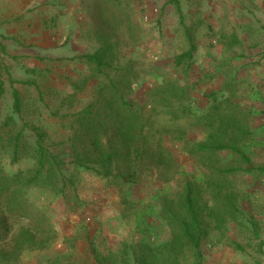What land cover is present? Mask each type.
Instances as JSON below:
<instances>
[{
  "label": "trees",
  "instance_id": "trees-1",
  "mask_svg": "<svg viewBox=\"0 0 264 264\" xmlns=\"http://www.w3.org/2000/svg\"><path fill=\"white\" fill-rule=\"evenodd\" d=\"M173 1L184 21L179 1ZM113 7L107 8L111 19L117 13ZM112 39H104V46L81 57L90 71L82 85L98 81L90 102L79 111L51 112L65 121L70 132L59 143H52L39 119L31 117L32 102L13 90L12 111L0 121V264H20L27 254L42 253L61 237L50 208L35 200L33 191L49 192L76 208L81 204L78 188L84 173L121 190L142 183L149 172L169 182L183 172L179 152L193 162L201 178L184 176L179 189L160 198V214L168 221L171 242L140 244L137 249L128 246L122 264H204L203 244L215 236L223 240L232 224L261 239L258 222L243 207L249 191L238 183L243 176L264 174V165L257 164L249 150L257 138L249 111L238 101V84L231 80L211 91L208 109L198 114L195 85L165 77L148 91L151 107L146 114L145 106L130 99L145 72L134 61L123 63L115 50L120 38ZM111 42L110 48L105 46ZM194 50L192 45L176 57L183 71ZM84 86L75 84V89L82 91ZM4 93L1 82L0 111ZM202 129V139L191 137ZM23 162L29 166L11 170ZM85 229L62 237L67 249L54 264H89L90 260L118 264L96 248L89 228ZM80 239L86 243L85 252L78 251ZM226 239L232 243V238Z\"/></svg>",
  "mask_w": 264,
  "mask_h": 264
},
{
  "label": "rangeland",
  "instance_id": "rangeland-1",
  "mask_svg": "<svg viewBox=\"0 0 264 264\" xmlns=\"http://www.w3.org/2000/svg\"><path fill=\"white\" fill-rule=\"evenodd\" d=\"M178 1L184 21L173 0H81V13L74 28L79 36L65 51H35L24 40L13 43L1 31L0 83L4 84L5 93L1 98L0 121L11 113L12 93L17 89L26 101L32 102L31 117L39 119L52 143L66 139L70 132L65 121L51 112L79 111L90 102L98 81L93 79L82 85L90 71L81 57L104 46V39L120 38L115 50L122 62L134 61L136 68L145 72L130 99L145 106L146 114L151 107L148 91L165 77L195 85L198 114L208 109L207 94L234 80L238 84V101L249 111L256 133L257 139L249 150L254 161L264 165V1L259 5L255 0ZM108 6L117 9L112 19ZM112 42L105 46L110 48ZM192 45L194 57L190 64L185 63L187 70L183 71L175 59ZM75 84L84 86L83 90L75 89ZM74 94V105L69 108ZM202 131L197 130L191 137L202 139ZM173 149L178 152L180 148ZM178 154L183 172L169 182L149 172L142 183L121 190L106 179L84 173L78 188L81 204L76 208L49 192L33 191L34 199L50 208L61 237L50 249L27 254L20 264H54L67 249L62 237L81 233L86 227L96 248L118 264H122L123 251L128 246L137 249L140 244L170 243L171 229L160 214V198L179 189L184 176L201 178L193 162L185 154ZM27 166L23 162L11 170ZM238 183L249 191L243 207L258 222L261 239L252 238L246 229L232 224L223 240L215 236L203 244L204 264H264V174L243 176ZM226 236L232 238V243ZM83 241L80 239L79 252L87 251Z\"/></svg>",
  "mask_w": 264,
  "mask_h": 264
},
{
  "label": "crops",
  "instance_id": "crops-1",
  "mask_svg": "<svg viewBox=\"0 0 264 264\" xmlns=\"http://www.w3.org/2000/svg\"><path fill=\"white\" fill-rule=\"evenodd\" d=\"M80 1L0 0V33L13 43L26 41L35 51H65L79 36L74 28L81 13Z\"/></svg>",
  "mask_w": 264,
  "mask_h": 264
}]
</instances>
